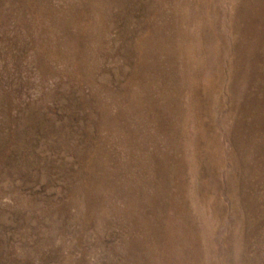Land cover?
<instances>
[{
  "label": "rangeland",
  "instance_id": "obj_1",
  "mask_svg": "<svg viewBox=\"0 0 264 264\" xmlns=\"http://www.w3.org/2000/svg\"><path fill=\"white\" fill-rule=\"evenodd\" d=\"M0 264H264V0H0Z\"/></svg>",
  "mask_w": 264,
  "mask_h": 264
}]
</instances>
